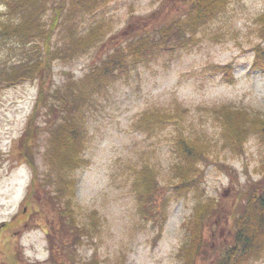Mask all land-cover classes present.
I'll list each match as a JSON object with an SVG mask.
<instances>
[{"label": "rangeland", "instance_id": "1", "mask_svg": "<svg viewBox=\"0 0 264 264\" xmlns=\"http://www.w3.org/2000/svg\"><path fill=\"white\" fill-rule=\"evenodd\" d=\"M8 1L0 0V13ZM225 2L204 24L192 30L182 26L184 37L174 35L147 63L108 82L91 100L78 99L81 109L75 116L84 132L80 156L86 163L63 172L73 186L71 197L60 203L70 210L69 221L89 230L81 244L68 248L75 264L91 257L98 264H182L189 237L186 222L204 202L210 207L217 203L220 216L204 221L198 250L206 256L196 255L192 264L215 260V247L230 237L231 216L245 200L242 192L264 177V129L257 124L264 118V70L251 65L256 45L264 51V0ZM185 6L183 0H67L52 43L62 56L53 61L45 88L50 94L65 90L68 78H82L90 63L104 58L114 45L140 36L158 40L160 29L186 21L178 14ZM93 31L87 46L80 41L67 54L74 37L86 38ZM175 39L184 43L178 47ZM0 54L2 62L6 54ZM39 83L34 78L0 87V264H52L46 231L53 216L42 200L50 167L47 147L58 126L46 127V105L56 104L52 97L35 116L28 148L40 183L32 192V169L19 141ZM230 109H244L240 119L247 121L238 150L228 135L234 133L223 122L233 116ZM60 119L64 124V116ZM179 142L198 156L184 158ZM137 171H151L157 182L154 199L164 196V211L156 219L141 217L138 210ZM183 172L191 184L177 197L171 187ZM256 253L259 257L247 264H264V241ZM67 258L64 252L61 260Z\"/></svg>", "mask_w": 264, "mask_h": 264}, {"label": "trees", "instance_id": "2", "mask_svg": "<svg viewBox=\"0 0 264 264\" xmlns=\"http://www.w3.org/2000/svg\"><path fill=\"white\" fill-rule=\"evenodd\" d=\"M183 1L186 6L178 14L180 17L184 14L185 22L179 24L181 22L176 20L175 25L171 28L160 29L159 38L156 41L140 36L135 40H129L124 46L114 45L104 58L90 63L88 71L82 78L75 81L68 78L64 84L65 90L57 88L51 94L45 88V81L52 76L53 61L62 56L58 54L57 48L52 43L63 12L68 9L65 7L67 0H10L6 2L8 6L6 11L0 13V52L6 54V58L0 62V87L15 85L27 79L36 78L37 81H40L24 133L19 138L20 144L23 146L21 148L22 154L28 161L29 169H32L33 173L29 184L31 192L34 191L35 187L37 188V183L40 184L37 182V170L29 159L30 149H28L31 148L33 130L37 127L35 116L46 105L45 101L49 96L56 102V104L46 105L45 108V113L48 115L47 118L45 117L46 127L52 126L54 123L55 125L58 123V126L55 130L56 134H53L50 139L51 145L47 147L46 163H49L50 167H48L45 175L48 180L47 183H44L47 188H44L42 199L44 204L49 205L48 210L53 216L52 221L48 222L49 230L46 231L48 258L52 264H75V257L67 252L70 248H75L82 243L83 235H89L88 228L75 223L73 219L69 221L70 210L65 206H60L62 199L71 197L72 194L69 193L73 186L66 183V180L62 178L63 172L68 174L76 170L81 164L86 163L83 156H80L85 146H83L82 136L84 132L80 131L79 125H77L76 114L81 109L78 99L91 100L90 97L93 98L97 93H100L108 82L120 78L138 64L147 63L157 53V50L159 51L157 48L160 45L166 46V41L174 35L184 37V33L180 32L182 26L189 25L192 30V28L207 22L206 20L212 17L211 15H215L213 14L215 11H220L226 6L225 0ZM47 12L49 14H45ZM90 33L91 35L86 38L83 36L74 37L71 41L74 45L71 46L73 50L68 48L67 54L72 53L80 41H83L84 46H87L96 34L94 31ZM183 43L184 39L183 41L176 40L174 44L180 47ZM255 49L257 54H255L256 57L251 64L252 68L258 71L264 70V61H261V57H263L261 54L264 51L259 48V45H256ZM229 74V71L226 70L224 77L228 81L231 80ZM48 110L51 112V116ZM243 110H227L233 112V116L230 120L227 117L223 120L224 123L227 122L228 124L227 131L234 133L227 132L230 136L229 139L233 140L232 143L235 144V149L239 148L247 132L244 128L246 127L244 122L247 121L240 119L245 113ZM62 116H64V124H61L63 122L60 119ZM253 119H248V122ZM257 124L264 129V118L257 121ZM184 145L187 147L186 144L182 145L179 142L178 146V151L182 153L184 158L198 156L193 150L183 148ZM199 158L201 157L199 156ZM150 172L148 175H144L137 171L139 177L134 184L135 195L140 202L138 210L141 217L156 219L162 215L164 196L162 198L157 196L154 199L157 182L153 178V173ZM261 180L259 183L253 184L249 190L242 192L241 196H244L245 200L240 204L238 212L231 216L233 227L230 228V237L215 247L217 256L215 260L208 261V264H247L253 258L259 257L256 251L257 248L262 247L264 241V177ZM189 181L190 178L186 172L180 173L177 180L172 183L171 193L177 197L184 195L189 190L191 184ZM50 191L53 192L49 195L47 192ZM28 196L29 193L27 202L30 201ZM217 214L220 216L217 203L210 207L209 203L204 202L195 207L192 218L186 222L189 237L185 247H183L182 264H192L196 255H200V253L206 256L205 250L201 252L198 250L199 235L203 231L204 221ZM64 252L67 257L70 256L69 260L68 258L61 260L64 257ZM95 258L91 257L85 260L83 264H98ZM17 262L13 263L18 264Z\"/></svg>", "mask_w": 264, "mask_h": 264}]
</instances>
